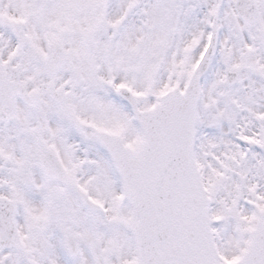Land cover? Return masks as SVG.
<instances>
[{
  "label": "snow or ice",
  "instance_id": "1",
  "mask_svg": "<svg viewBox=\"0 0 264 264\" xmlns=\"http://www.w3.org/2000/svg\"><path fill=\"white\" fill-rule=\"evenodd\" d=\"M0 264H264V0H0Z\"/></svg>",
  "mask_w": 264,
  "mask_h": 264
}]
</instances>
